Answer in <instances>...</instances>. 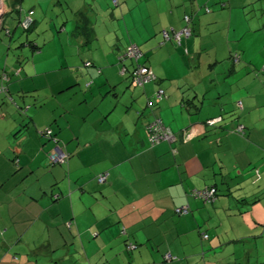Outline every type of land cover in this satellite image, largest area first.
Segmentation results:
<instances>
[{
  "label": "crops",
  "instance_id": "1",
  "mask_svg": "<svg viewBox=\"0 0 264 264\" xmlns=\"http://www.w3.org/2000/svg\"><path fill=\"white\" fill-rule=\"evenodd\" d=\"M188 1L0 0L1 22H18L34 9L35 28L57 4L61 20L50 29L71 48L54 61L59 66L32 70L45 51L35 35L38 48L25 44L19 55L0 62V84L5 69L11 96L0 94V264H264L256 255L264 240V171L250 170L264 157L257 148L264 144V71L251 94L247 65L253 59L264 65V0H200L215 9L210 17L228 13L229 31L234 17L243 30L234 38L229 33L224 55L232 65L219 88L218 74L201 70L203 52L197 39H189L192 34L178 44L164 41L165 31L182 29ZM137 4L142 13L134 17ZM99 6L104 11L96 21ZM80 11L95 31L89 44L75 32ZM154 12L162 33L140 42L132 30L139 23L149 27L147 15ZM120 19L123 28L114 23ZM17 26H7L13 29L10 45L22 34ZM130 43L140 47V62L157 77L139 88L120 71L119 55ZM250 45L253 51L262 46L256 57L249 55ZM125 63L130 72L132 62ZM159 88L167 96L156 105ZM220 116L214 126L206 122ZM156 117L177 140L150 144L148 125ZM238 124L245 136L232 132ZM48 126L56 128L69 153L66 163H48L52 143L39 135ZM184 130L192 131L187 141ZM213 186L218 196L212 203L192 195ZM256 196V202L246 201ZM178 207L189 210L178 214ZM243 251L246 259L238 256Z\"/></svg>",
  "mask_w": 264,
  "mask_h": 264
},
{
  "label": "rangeland",
  "instance_id": "2",
  "mask_svg": "<svg viewBox=\"0 0 264 264\" xmlns=\"http://www.w3.org/2000/svg\"><path fill=\"white\" fill-rule=\"evenodd\" d=\"M130 1H135L136 3H143L145 0H130ZM139 1V2H138ZM197 0H194V2L196 4H198L197 6H194V3L191 2L190 0L188 1V6H187V12L181 14L180 17V21L181 23H183V27L182 29H180V31H183L185 28L189 27V30L191 32V37L189 38L190 40H194L197 39L198 40V45L200 47V51L203 52V55L201 56V70H211L213 71L214 74H218L217 75V80H218V88L221 86V82L225 80V74L229 73V71L231 70V65L232 63H230V57H227L224 55V52L227 48V45H229V33L232 34L231 36L234 38L235 36V32L236 30H240L241 31V26L238 24L237 22V17H234L233 19V30L229 31V29L226 27L227 26V22L229 21L230 16L228 15V13H221V14H215V16L210 17L214 12V8L211 5H207L206 3H203L199 0L200 2V6L199 3L196 2ZM111 4V3H110ZM115 5V4H114ZM138 8H139V4ZM99 14L94 16L96 19V21H99L101 19V16L103 14L104 8H102V6H99ZM113 9L116 11H120V7L119 6H113ZM59 6L57 4L53 5V7L46 9L47 13L44 14L43 19H41V23L39 25L38 28H35L32 32H30V36L35 37V35L37 36V38L41 41V44L44 45L45 47V51L42 53V55L40 57H38V59L41 58V62L37 63V67H33L32 70H38L41 71L46 70V69H53L57 66H59V62H54L56 61V59L58 58L59 55H61V51H64L66 49H71L69 47H67L66 45H62L60 38L57 36L55 38H53V30L50 29L51 25L54 23V21L58 18L61 20V16L58 15L59 12H61V10H58ZM140 13H142V9H138V11H136V13L133 15L134 17L136 15H139ZM253 13H255V11H253ZM186 14L188 17H190L191 19H187L186 18ZM65 16V13L63 14ZM148 16V26L149 27H145V25L139 23V27L137 29L133 28L134 24L132 23L133 21L129 18L132 17H128L127 18V28L131 29V27L133 28L132 31H134L133 33V37H136L137 40H139L140 42L146 38L150 37V34H156V32H158L159 34L162 33L161 30L156 31L157 27H155L157 24L160 23L158 16V13L154 12L152 14V16H150L149 14ZM18 21V19H17ZM16 22L15 21V17L10 18L9 20L6 22L7 25L12 24L13 27H16ZM117 25H120V27H124V25H126V22L123 19H120L118 22H114ZM116 24H112L113 29L117 30V32H119L122 36L125 34V36L128 37L127 31H124L119 29L118 26ZM151 24V25H150ZM131 25V26H130ZM70 28V25H67ZM60 29V24L58 26L57 29L55 30H59ZM127 30V29H125ZM193 30V31H192ZM20 31V30H19ZM171 33H173L172 30H170ZM179 31V30H177ZM243 31V30H242ZM241 31V32H242ZM23 33V35H26V33ZM194 33V34H193ZM238 33V32H236ZM256 31H254L253 33H249L248 35H246L247 38L251 39L252 34H255ZM66 35V33H64L62 36ZM186 36V35H184ZM44 38H47L46 41H44ZM55 39V40H54ZM65 39V38H63ZM186 39V38H185ZM188 39V38H187ZM9 36L6 34V30L3 29L2 31H0V62L3 64H5V60L7 58H9L10 56H17L21 53V49L23 48V46H18V43L21 42L19 40H16L13 42V47L9 48ZM171 42H174L176 44H178V42L176 40H171ZM46 43V44H45ZM230 44H232L234 47L236 46L237 43H235L234 41H232ZM246 45H247V41H246ZM193 46V45H191ZM180 48H182L184 51L186 50V46H182L179 45ZM262 46L259 45L258 49H260ZM27 48V47H25ZM252 45H250V50H252V52H250L249 55L251 56H255L258 52V49L253 51ZM219 53V57L217 59H215L214 57V52ZM163 53H167L166 50H161L160 52ZM264 52V49H263ZM191 53L194 54V48L191 50ZM28 56H32V53H28ZM249 56V58L251 57ZM258 59H253L252 61H248V72L250 75H248V89L251 91V94H253V92L257 91L258 87V82H261V80H263V75L262 72L264 71V65L257 61ZM84 64V62H83ZM195 64H193L194 66ZM246 65V66H247ZM254 65H256V68L254 67ZM180 70H183V67L181 65H179ZM175 70V69H174ZM263 70V71H262ZM255 74L254 76H252V74ZM257 73V74H256ZM253 79V77H255ZM238 89V88H237ZM238 101H235L234 105H237ZM240 109V108H239ZM260 111H264L263 108ZM259 131V130H258ZM258 134L262 135L261 131L258 132ZM259 150H262L264 152V144H260L258 143V147ZM263 168L262 171H264V157H262V159L256 160L255 161V165H253L251 167V171L257 172V170ZM264 182V181H263ZM262 200L260 201H264V197L261 198ZM228 225L227 222L223 223L224 228ZM213 236V239L215 238V233L212 232L211 233ZM131 245H129L128 247H130ZM133 248L135 246H132ZM259 252L258 254H256L257 256L260 257V261H264V240L260 241V245H259ZM245 253L243 252H239L238 256H244ZM228 257V254L225 255H221V253H218L217 257ZM232 257L234 255H231ZM76 258H80L82 259V255L80 253H76L75 254ZM247 258V255H245V259ZM244 259V261H245ZM235 260V259H233ZM234 262H237V260H235Z\"/></svg>",
  "mask_w": 264,
  "mask_h": 264
},
{
  "label": "trees",
  "instance_id": "3",
  "mask_svg": "<svg viewBox=\"0 0 264 264\" xmlns=\"http://www.w3.org/2000/svg\"><path fill=\"white\" fill-rule=\"evenodd\" d=\"M113 3L114 4H117L118 3V0H113ZM19 9H21V6L19 5ZM33 12V14L31 15V18H32V23H31V25L29 26V27H25L24 26V24H23V21L25 20V18L27 17V16H29L30 15V12ZM34 13H35V11H34V9H30L28 12H27V14L22 18V19H20V21L18 20V23H17V27H20L21 28V32H24V33H26V35H23V33L22 34H20V36L22 35V37L24 38V40L23 41H21V42H19L18 43V46H23V45H25V44H29L30 46H33V47H35V48H38L37 46H36V41L34 40V38L32 37V36H30V32H32L33 30H34V28H35V26H34V24H35V19H34ZM187 17V16H186ZM188 19H191L190 17H188ZM8 25L7 24H5V20H4V18L2 19V22H1V30L0 31H2L3 29H5L6 30V34L9 36V40L11 39V37L13 36V29L12 28H8L7 27ZM189 28V27H188ZM75 32L76 33H78L79 35H81L82 37H84V41H85V43H90L92 40H93V36H94V34H95V31H94V28H93V24H92V21H91V19H90V17L85 13V12H78V20H77V22H76V27H75ZM165 32H168L169 34H170V36H172V39H173V35H174V33H176V32H179V31H174V33L172 34L171 33V31H169V30H167V31H165ZM164 32V33H165ZM20 36H18V38L20 37ZM184 36V35H183ZM182 36V37H183ZM18 38H17V40H18ZM175 40V39H174ZM164 41H168L167 39H165V37H164ZM178 42V41H177ZM179 43V42H178ZM133 45H136L139 49H140V47L137 45V44H134V43H130V44H128L124 49H123V51L120 53V55H119V60H120V62L122 63V66H121V69H120V71H121V74L122 75H126V76H128L129 78H130V84H131V86H133V87H143V86H145V84H147L148 82H145V83H143V84H135V77H136V75L137 74H135V72L138 70V68H139V66H142V65H146V64H142L141 62H140V59H141V57L143 56V52H142V50H141V52H142V54H141V56L139 57V58H136V57H132V56H130L129 55V50H130V47L131 46H133ZM9 48H12L13 46L12 45H10L9 44V46H8ZM125 61H131L132 62V68H131V71L129 72V69H128V67H127V65H126V63H125ZM87 65H89V66H92V63L89 61L88 63H86ZM100 70V69H99ZM101 71V70H100ZM155 77H156V75H155ZM157 78V77H156ZM156 78L155 79H153V80H156ZM1 80L3 81L1 84H0V94H2V93H5V94H7L8 95V97H10L11 98V96H10V94H9V87H8V85H7V83H8V81L10 80V77H9V74L7 73V71L5 70V69H3V73H2V76H1ZM153 80H151V81H153ZM160 89H162V88H159L156 92H155V97H154V101H155V104L157 105V104H159L164 98H166V96H167V94H166V92H165V95L159 100V101H157V99H158V97H157V94H158V92H159V90ZM164 90V89H163ZM165 91V90H164ZM149 104H150V102H149ZM241 104H242V102H240V104H238V106H239V108H240V106H241ZM151 106V105H150ZM242 108V107H241ZM157 119H160V118H158V117H156L154 120H152L151 121V123L150 124H152L155 120H157ZM211 119H218L217 121H215L213 124H210V125H212V126H214L216 123H218V121L219 120H221L222 119V117L220 116L219 118H209V119H207V121L206 122H208L209 123V120H211ZM163 122V121H162ZM164 123V122H163ZM149 124V125H150ZM149 125H148V140H149V142H150V144L152 145V146H154V145H157V144H160L161 142H163V141H167V140H161V141H159V142H155V143H153L151 140H150V138H151V132H150V130H149ZM165 125V124H164ZM166 126V125H165ZM167 127V126H166ZM233 133H237V134H239V135H242V136H245V134H246V131H245V127H244V125H242V124H238L234 129H233V131H232ZM174 133V132H173ZM174 134H176V137H177V133H174ZM182 134V133H181ZM39 135L42 137V138H44L47 142H51L52 143V147H51V149L49 150V152H47V159H48V163H49V165H51V166H54V165H59V164H63V163H66L67 161H68V159H69V153L62 147V145H61V139H60V137H59V134H58V131L56 130V128L55 127H51V126H48V127H44V128H42V129H40L39 130ZM167 142H169V141H167ZM56 147H59L61 150H63L64 151V153L66 154V157H65V159H64V161L63 162H59V163H53L52 161H51V159H50V156L54 153V150H55V148ZM257 172H259V170H257ZM102 177H104V179H105V175L104 174H102V175H100L99 177H98V180H99V182H102L103 180H102ZM204 191H208V193L210 194V195H208V196H206V195H204L203 193H204ZM192 195L194 196V197H196V198H200V199H202L204 202H206V203H212V202H214L215 200H216V198H217V196H218V189H217V187H215V186H213V187H206V188H204V189H199V190H196V191H193V193H192ZM61 195L60 194H58L57 196H56V198L58 199L59 197H60ZM243 200H246V199H243ZM258 200V197L256 196V197H254V198H252V199H249V200H246V201H248V202H250V203H254V202H256ZM186 208V212H178V209H180L179 207L176 209L175 208V212L176 213H178V214H186L187 212H188V207H185ZM205 235H203L204 236V238H208L209 237V235H208V233H204ZM132 246H135V245H131L130 246V248L132 247ZM258 251H259V249H258ZM167 257V259L169 260V259H171L172 258V256L170 257V258H168V255H166ZM258 258V257H257ZM260 260V259H259ZM261 262H263V261H261Z\"/></svg>",
  "mask_w": 264,
  "mask_h": 264
},
{
  "label": "built area",
  "instance_id": "4",
  "mask_svg": "<svg viewBox=\"0 0 264 264\" xmlns=\"http://www.w3.org/2000/svg\"><path fill=\"white\" fill-rule=\"evenodd\" d=\"M32 14L33 12L31 11L30 15L27 16L25 20L23 21V24L25 27H29L31 25L32 23L31 15ZM186 18L188 19V16ZM190 34L191 32L189 28H185L183 31L174 33L173 39L180 42L183 35L189 36ZM164 37L167 40L172 39V36H170L168 32L164 33ZM128 53L130 56L136 57V58H139L142 54L141 50L136 45L131 46ZM135 74H137L136 77L134 78L135 84H143L145 82L151 81L156 78L155 74L151 71V69L145 65L139 66ZM164 95H165V91L163 89H160L157 94V97H158L157 101H159ZM215 121H217V119H211L209 120V123L213 124ZM149 130L152 133L150 140L153 143L159 142L161 140H167L169 142H173L177 140L176 134H174L168 127H166L161 119H157L152 124H150ZM181 133H182V137L184 141H187L192 135L191 130H184ZM65 157H66V154L64 153V151L61 150L59 147H56L54 150V153L50 156V159L53 163H59V162H63ZM103 179L104 177H102V180ZM203 194L206 196L210 195L208 191H204ZM178 212H186V208L184 207L180 208L178 209ZM170 257L171 256L168 255V258Z\"/></svg>",
  "mask_w": 264,
  "mask_h": 264
},
{
  "label": "water",
  "instance_id": "5",
  "mask_svg": "<svg viewBox=\"0 0 264 264\" xmlns=\"http://www.w3.org/2000/svg\"><path fill=\"white\" fill-rule=\"evenodd\" d=\"M1 15H2V13L0 12V24H1Z\"/></svg>",
  "mask_w": 264,
  "mask_h": 264
}]
</instances>
